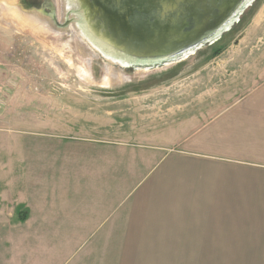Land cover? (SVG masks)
Returning a JSON list of instances; mask_svg holds the SVG:
<instances>
[{"label":"crops","instance_id":"crops-1","mask_svg":"<svg viewBox=\"0 0 264 264\" xmlns=\"http://www.w3.org/2000/svg\"><path fill=\"white\" fill-rule=\"evenodd\" d=\"M260 73L201 124L65 148L68 177L46 176L56 166L46 154L60 148L24 147L26 178L11 163L0 179V264H214L220 257L190 250L264 233V65Z\"/></svg>","mask_w":264,"mask_h":264},{"label":"rangeland","instance_id":"rangeland-1","mask_svg":"<svg viewBox=\"0 0 264 264\" xmlns=\"http://www.w3.org/2000/svg\"><path fill=\"white\" fill-rule=\"evenodd\" d=\"M77 1L0 0V179L11 176V163L26 178L23 148L43 146L60 148L46 154L56 163L46 176L68 177L73 157L65 148L154 141L182 121L205 122L261 80L264 0H253L214 42L155 65L103 51L87 36ZM105 16L110 23V12ZM221 244L236 248L190 256L264 264L263 232L223 237Z\"/></svg>","mask_w":264,"mask_h":264},{"label":"water","instance_id":"water-1","mask_svg":"<svg viewBox=\"0 0 264 264\" xmlns=\"http://www.w3.org/2000/svg\"><path fill=\"white\" fill-rule=\"evenodd\" d=\"M249 1V2H248ZM253 0H78L87 36L132 64L180 59L217 40ZM246 4V5H245ZM97 6V7H96ZM110 12L111 24L105 14Z\"/></svg>","mask_w":264,"mask_h":264},{"label":"bare ground","instance_id":"bare-ground-1","mask_svg":"<svg viewBox=\"0 0 264 264\" xmlns=\"http://www.w3.org/2000/svg\"><path fill=\"white\" fill-rule=\"evenodd\" d=\"M247 0H245V2H246ZM249 2V1H248ZM246 5V4H245Z\"/></svg>","mask_w":264,"mask_h":264}]
</instances>
